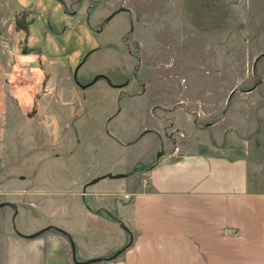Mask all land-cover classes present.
<instances>
[{
	"label": "rangeland",
	"instance_id": "rangeland-1",
	"mask_svg": "<svg viewBox=\"0 0 264 264\" xmlns=\"http://www.w3.org/2000/svg\"><path fill=\"white\" fill-rule=\"evenodd\" d=\"M258 99L264 0H0V202L17 206L0 208V264H76L62 232L13 225L66 231L69 208L101 209L192 149L245 155L264 189ZM107 173L124 176L83 193Z\"/></svg>",
	"mask_w": 264,
	"mask_h": 264
},
{
	"label": "crops",
	"instance_id": "crops-1",
	"mask_svg": "<svg viewBox=\"0 0 264 264\" xmlns=\"http://www.w3.org/2000/svg\"><path fill=\"white\" fill-rule=\"evenodd\" d=\"M256 117L264 120L259 99ZM215 123L195 126L196 133ZM249 173L245 155L192 149L166 157L149 167L139 190L102 203L120 223L83 199L69 208L66 232L82 252L89 242L104 243L92 257L128 244L117 264H264V189H252Z\"/></svg>",
	"mask_w": 264,
	"mask_h": 264
},
{
	"label": "water",
	"instance_id": "water-1",
	"mask_svg": "<svg viewBox=\"0 0 264 264\" xmlns=\"http://www.w3.org/2000/svg\"><path fill=\"white\" fill-rule=\"evenodd\" d=\"M123 10H124V8L118 9L108 19H110L114 14H116V13H118L120 11H123ZM123 176L124 175H122V174L112 175L111 173H107V174L98 176L96 178H93L90 182H88L87 184H85L83 186V193H85V188L87 186L92 185V184H95L96 182H98L101 179H104L106 177L107 178H119V177H123ZM4 206H8V207H10V208L13 209V217L12 218H14V216L17 213V206H16V204L14 202H8V201L0 202V208L1 207H4ZM50 228H53V229H56L59 232H62L67 237V239L69 240V244H70V248H71V254H72V260L74 261V263H76V264H91V263H95V262H100V261H102L104 259L102 257H96V258H93V259H90V260H87V261H84V262L78 261L76 259L75 243H74L73 239L70 237V235L65 230H63V229H61L59 227L49 225V226H46L45 228H43V229H41V230H39L37 232H34L32 234L25 235V234L21 233L20 231H18L16 229V227L13 225V229L15 230L16 234H18L19 236H22V237H26V238H34L37 235H39L40 233H42L43 231L48 230ZM127 245L124 246L123 248L119 249L118 251H116L112 256H110L108 258H105V259L106 260H112V259L116 258L117 256H119L122 253V251L127 247Z\"/></svg>",
	"mask_w": 264,
	"mask_h": 264
},
{
	"label": "trees",
	"instance_id": "trees-1",
	"mask_svg": "<svg viewBox=\"0 0 264 264\" xmlns=\"http://www.w3.org/2000/svg\"><path fill=\"white\" fill-rule=\"evenodd\" d=\"M90 209H92V208H90ZM92 210H93V209H92ZM94 211L97 212V213H99V212H104V214H105L107 217L112 218V219H114V220H116L117 222L120 223V220H118V218H117L116 216H113L111 213H109V212H107V211H105V210L95 209Z\"/></svg>",
	"mask_w": 264,
	"mask_h": 264
}]
</instances>
